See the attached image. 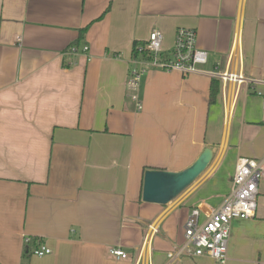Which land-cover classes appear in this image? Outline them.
Segmentation results:
<instances>
[{"label":"crops","instance_id":"obj_1","mask_svg":"<svg viewBox=\"0 0 264 264\" xmlns=\"http://www.w3.org/2000/svg\"><path fill=\"white\" fill-rule=\"evenodd\" d=\"M179 27L197 31L204 70L252 81H219L210 104L209 73L153 68L137 112L126 96L134 43L158 30L170 57ZM74 44L89 49L70 54ZM263 97L264 0H0V264H168L192 208L204 220L238 159L264 157ZM206 147L211 163L176 199L142 200L145 170L181 171ZM40 244L52 253L36 256ZM224 264H264V182L256 215L231 222Z\"/></svg>","mask_w":264,"mask_h":264},{"label":"built area","instance_id":"obj_2","mask_svg":"<svg viewBox=\"0 0 264 264\" xmlns=\"http://www.w3.org/2000/svg\"><path fill=\"white\" fill-rule=\"evenodd\" d=\"M162 43V32L153 31L149 40L138 47L139 56H133L131 59L126 81V96L137 112L143 108L139 93L142 78L153 68L179 71L184 76L193 73H209L220 81L222 88L228 84L240 87L252 81L242 71L233 72L227 67L222 69L217 66L210 71L204 70L203 66L208 62V51L198 47L197 31L194 28L179 27L177 29L170 57L163 55ZM88 49V46H84L81 50L74 44L69 47L68 52L77 55L81 51L87 52ZM261 182H264V157H240L232 176L230 193L220 206L206 215L204 220L200 218L202 209L199 206L192 208L184 224V243L168 252L170 259L168 264L182 254L193 257L210 256L219 264H224L227 260L231 222L234 219H247L256 215ZM150 229L151 236L158 231L157 226L150 225ZM29 241L30 238L26 237L25 243ZM109 252L117 258L128 257V253L119 246L111 247ZM51 253L52 249L44 244H40L34 250V254L39 257ZM141 257L140 253L138 261Z\"/></svg>","mask_w":264,"mask_h":264},{"label":"water","instance_id":"obj_3","mask_svg":"<svg viewBox=\"0 0 264 264\" xmlns=\"http://www.w3.org/2000/svg\"><path fill=\"white\" fill-rule=\"evenodd\" d=\"M214 150L206 147L199 157L181 171L149 168L145 170L142 200L147 203L167 205L189 188L207 169Z\"/></svg>","mask_w":264,"mask_h":264},{"label":"trees","instance_id":"obj_4","mask_svg":"<svg viewBox=\"0 0 264 264\" xmlns=\"http://www.w3.org/2000/svg\"><path fill=\"white\" fill-rule=\"evenodd\" d=\"M86 28H83L80 30L81 35L84 33ZM144 42H135L134 43V49H133V56H139L138 54V47L141 45H144ZM219 92V80L213 79L212 84H211V89H210V97H209V103L213 104L216 101L217 94Z\"/></svg>","mask_w":264,"mask_h":264}]
</instances>
